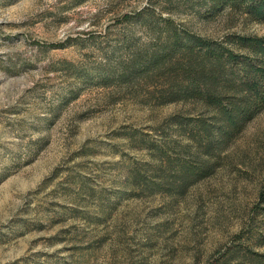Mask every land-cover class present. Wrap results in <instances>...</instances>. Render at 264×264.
Here are the masks:
<instances>
[{"label": "rangeland", "instance_id": "374dc122", "mask_svg": "<svg viewBox=\"0 0 264 264\" xmlns=\"http://www.w3.org/2000/svg\"><path fill=\"white\" fill-rule=\"evenodd\" d=\"M176 34L264 37V21L210 0H0V264L264 254V111L209 177L183 193L173 176L154 189L151 146L170 145L174 160L189 144L175 120H209L195 104L158 105L167 74L129 77Z\"/></svg>", "mask_w": 264, "mask_h": 264}, {"label": "trees", "instance_id": "16d2710c", "mask_svg": "<svg viewBox=\"0 0 264 264\" xmlns=\"http://www.w3.org/2000/svg\"><path fill=\"white\" fill-rule=\"evenodd\" d=\"M210 1L216 9L225 5L253 20L264 21V0ZM168 44L165 50L142 60L129 77L139 83L167 74L173 83L158 105L195 104L209 117L208 121L175 120L189 144L179 150L174 160L167 153L170 145L150 148L156 153L161 174L160 182L153 188L158 189L162 181L173 176L176 192L183 193L191 184L211 175V163L264 111V37L228 36L222 41H211L188 35L180 42L176 34ZM183 153L187 155L184 161ZM132 179L135 186L144 182L139 173ZM241 258L236 264H264V254L259 252L250 251Z\"/></svg>", "mask_w": 264, "mask_h": 264}]
</instances>
